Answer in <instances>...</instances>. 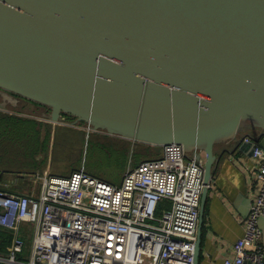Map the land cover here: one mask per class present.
<instances>
[{
    "label": "water",
    "instance_id": "obj_1",
    "mask_svg": "<svg viewBox=\"0 0 264 264\" xmlns=\"http://www.w3.org/2000/svg\"><path fill=\"white\" fill-rule=\"evenodd\" d=\"M0 90L56 122L182 143L203 154L208 184L217 143L264 129V0H0Z\"/></svg>",
    "mask_w": 264,
    "mask_h": 264
},
{
    "label": "built area",
    "instance_id": "obj_2",
    "mask_svg": "<svg viewBox=\"0 0 264 264\" xmlns=\"http://www.w3.org/2000/svg\"><path fill=\"white\" fill-rule=\"evenodd\" d=\"M264 129L243 141H259ZM158 156L129 164L120 183L85 165L68 175L38 172V191L0 184V227L11 230L0 264H194L205 160L179 142ZM258 193L245 218L235 255L225 264H264V146L254 148ZM33 225L31 253L24 225Z\"/></svg>",
    "mask_w": 264,
    "mask_h": 264
},
{
    "label": "crops",
    "instance_id": "obj_3",
    "mask_svg": "<svg viewBox=\"0 0 264 264\" xmlns=\"http://www.w3.org/2000/svg\"><path fill=\"white\" fill-rule=\"evenodd\" d=\"M3 92L4 96H8L7 99L3 97V94H0V97L5 99V108H8L7 102L14 105L19 102L20 105H25L30 109L25 110V114H29L30 116H25L36 120V129L44 128L47 131V138H45L48 147L42 157V161L47 157V163L43 166L42 170H33L31 171V174L26 173V171L21 172V174L24 173V175H19V172L15 174V177H8L7 174H9V170L0 166V174L2 175L0 184H5L11 189H25L23 191L26 192L31 190L38 191L40 185L35 178L36 173L49 171L55 174L68 175L74 169L79 167L77 164L71 168H65V170L61 168V170L56 171L50 166V163L53 161L51 155L52 143L54 136L57 135L59 130L64 129L68 137H70H65L63 139V142L66 145H72L79 142L82 143L81 149L83 148L84 142H87V138L92 134L99 136L102 134L101 132H104L103 130L90 129L86 122H77L73 116L65 115L62 117L61 121H53L49 118L50 109L47 106L10 91L3 90ZM30 106H33V108ZM2 109L3 108H0L1 111L5 112ZM33 111L37 114L35 115ZM8 113L12 112L9 111ZM259 130V128L245 127L240 130L236 137L230 140L221 141L216 145L217 159L213 169V183L208 187L205 198L199 264H225L227 258H233L235 255L234 243L236 239L243 234L245 218L250 211V205L252 202L250 199L253 200L258 193L255 176L256 171H254L253 168L255 159L252 155L242 150L240 145L245 134H256ZM26 139L27 138L24 137L23 141H20V143L27 145ZM65 148H67V146H65ZM136 163H138V161L129 162L127 163L126 168L129 164ZM96 174L111 180L105 175L99 173ZM24 180L26 181L23 182ZM111 181L116 183L121 182L114 180ZM21 182H23L22 185L20 184ZM18 184H20V186ZM0 229L1 231H6L7 236H11L7 239L6 243L2 244L0 247V252H6L12 242V232L6 228L0 227ZM24 229L26 231V234L24 233V235L27 244L22 257L28 259L31 253L33 225L26 223ZM262 241L264 243V233L262 235Z\"/></svg>",
    "mask_w": 264,
    "mask_h": 264
},
{
    "label": "rangeland",
    "instance_id": "obj_4",
    "mask_svg": "<svg viewBox=\"0 0 264 264\" xmlns=\"http://www.w3.org/2000/svg\"><path fill=\"white\" fill-rule=\"evenodd\" d=\"M4 103L5 99L0 97ZM8 108H3L5 112H12L16 114H25L28 109L25 105H20L19 102L12 104L8 103ZM33 108V106H30ZM37 108V107H36ZM30 110V109H28ZM33 113L36 115L33 111ZM30 116V115H29ZM99 136L92 134L87 138V142L75 143L66 145L63 142L65 137H68L64 129L59 130L57 135L54 136L51 155L53 157L50 166L53 170H61L71 168L75 165H85L89 170L105 175L111 180L120 182L122 173L124 172L127 163L139 162L145 158L160 155L161 146L154 145L147 142H134L133 139L123 138L120 135L108 133L103 130ZM31 133L26 131L25 137L31 139ZM18 137V136H16ZM15 137V138H16ZM46 130L44 128L38 129L36 138L26 144H21L18 139H13L12 135L5 137L0 142V166L9 170L8 177H15L16 173L26 171L42 170L43 166L47 163V157L42 161L43 154L45 153L47 141L45 140ZM70 138V137H68ZM124 141H123V140ZM123 142L128 145H123ZM104 143V145H102ZM104 148H102V146ZM107 145V146H106ZM117 148H113V146ZM122 147H118L121 146ZM5 146V148H4ZM67 146V148H65ZM4 148V149H3ZM101 176V175H100ZM24 180L23 182H25ZM21 182L20 184L22 185ZM20 184H18L20 186ZM16 190H20L17 188ZM25 190V189H23Z\"/></svg>",
    "mask_w": 264,
    "mask_h": 264
},
{
    "label": "trees",
    "instance_id": "obj_5",
    "mask_svg": "<svg viewBox=\"0 0 264 264\" xmlns=\"http://www.w3.org/2000/svg\"><path fill=\"white\" fill-rule=\"evenodd\" d=\"M36 123L37 122L35 119H32L28 116L16 114V113L3 112L0 110V142L3 139H5V137L7 138V136H9V135H12L13 139L16 136H18L15 139L16 140L18 139V141H23V138L25 137L26 131H29L31 133V135H30L31 139L27 138L26 142H29V141L32 142L36 138V134L38 132V129H36V126H35ZM46 138H47V133H46ZM46 138H45V140H46ZM102 145H104V143H102ZM123 145L127 146L128 144L123 142ZM123 145L118 146V147H122ZM4 148H5V146H4ZM102 148H104V147L102 146ZM113 148H117V147H115V145H114ZM21 191H23V190H21ZM10 237L6 235V231H3V230L1 231V229H0V247L2 246V244H5L7 239ZM21 257H22V255H21Z\"/></svg>",
    "mask_w": 264,
    "mask_h": 264
},
{
    "label": "flooded vegetation",
    "instance_id": "obj_6",
    "mask_svg": "<svg viewBox=\"0 0 264 264\" xmlns=\"http://www.w3.org/2000/svg\"><path fill=\"white\" fill-rule=\"evenodd\" d=\"M3 93H4L3 90H0V94L2 95ZM3 97L8 99V96L7 95L4 96V94H3ZM2 174H3V172H2Z\"/></svg>",
    "mask_w": 264,
    "mask_h": 264
}]
</instances>
